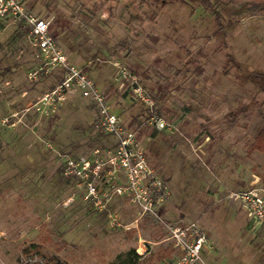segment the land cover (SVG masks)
<instances>
[{"label": "rangeland", "instance_id": "rangeland-1", "mask_svg": "<svg viewBox=\"0 0 264 264\" xmlns=\"http://www.w3.org/2000/svg\"><path fill=\"white\" fill-rule=\"evenodd\" d=\"M20 1L51 22L70 64L136 133L154 183L137 196L117 177L105 209L84 200L61 157L115 140L96 129V105L80 91L41 102L65 72L40 70L29 28L1 19L0 264H177L162 221L195 222L214 251L218 237L223 264H248L264 235L234 196L264 187V152L250 148L264 128V0H213L219 21L202 0ZM136 84L165 130L146 120ZM33 246L41 255L25 254Z\"/></svg>", "mask_w": 264, "mask_h": 264}, {"label": "built area", "instance_id": "built-area-1", "mask_svg": "<svg viewBox=\"0 0 264 264\" xmlns=\"http://www.w3.org/2000/svg\"><path fill=\"white\" fill-rule=\"evenodd\" d=\"M7 16H12L29 28L42 59L40 70L50 73L54 68H61L65 72L58 85L41 102L49 107L56 106L65 100L67 92L73 89L80 91L84 98L91 99L96 105V129L115 140V146L109 147L114 150L96 149L90 155L82 157L64 154L61 157L63 176L77 181L85 192L84 200L100 209L106 208L103 203L107 196L105 187L117 177H126L132 193L138 196L137 191L143 182L154 183V179L150 178L151 172L147 168L144 155L145 147L139 144L136 133L120 125L118 116L111 110L106 94L99 91L96 81L70 64L69 56L58 39L52 35V26L48 19L31 13L25 2L20 0H0V20ZM123 77L129 80L126 74ZM134 92L136 99L147 105L149 123L161 131L165 130L169 124L155 112V104L151 98L144 94L138 84ZM150 189V186L146 188L147 191ZM116 190L118 194H123L121 187ZM261 192L264 189H252L234 196L248 209L250 219L258 228L264 224V198ZM151 207L152 203L145 207L146 211H150ZM112 220V224L117 225L115 219ZM161 224L168 233L165 242H171L176 250L177 264H208L203 252L210 245V238L197 223L180 222L173 225L162 221Z\"/></svg>", "mask_w": 264, "mask_h": 264}, {"label": "trees", "instance_id": "trees-1", "mask_svg": "<svg viewBox=\"0 0 264 264\" xmlns=\"http://www.w3.org/2000/svg\"><path fill=\"white\" fill-rule=\"evenodd\" d=\"M212 1L213 0H202V6L207 12L214 14L215 17H216V20L219 21L221 19L220 12H218L215 9L214 4H213ZM52 35L56 39H59V33H57L56 31L52 32ZM262 79L264 81V74H262ZM263 91H264V88H263ZM155 112L157 114L161 115L159 110L156 108V106H155ZM145 113H146V116H147L146 120L148 121L150 113H149L147 108L145 110ZM250 148L252 150H258V151L264 152V128L259 132V134L257 135L256 139L252 142ZM33 252H35L38 255H41V248H39L37 246H33L32 248L25 250V254L26 255H31ZM166 253H168V252H166ZM48 262L49 263H53V264H61L59 262H55L54 259H50Z\"/></svg>", "mask_w": 264, "mask_h": 264}, {"label": "crops", "instance_id": "crops-1", "mask_svg": "<svg viewBox=\"0 0 264 264\" xmlns=\"http://www.w3.org/2000/svg\"><path fill=\"white\" fill-rule=\"evenodd\" d=\"M253 189H264V187H262V188L261 187L260 188L256 187V188H253ZM261 195H262V197H264V192H262ZM251 224H252V221H251ZM251 226H253V225H251ZM240 229H241V227H240ZM255 230H259V232L264 235V233H263L264 232V227L263 226H261L260 228L256 227ZM216 240H217L216 241V243H217V246H216L217 250L216 251H214V249L212 248L211 245L207 246L204 249V252H203L204 258H205V260H206V262L208 264H223L221 262L222 256L218 252L219 248L221 246L223 247V245H221V242L218 241L219 239H218L217 236H216ZM241 245H242V243L240 244V246ZM249 245H251V244H249ZM263 251H264V244L260 247L259 251L251 253V257H249L248 264H264V252Z\"/></svg>", "mask_w": 264, "mask_h": 264}]
</instances>
